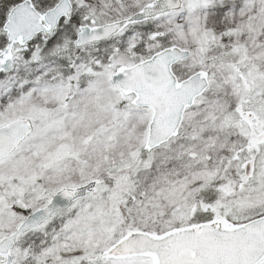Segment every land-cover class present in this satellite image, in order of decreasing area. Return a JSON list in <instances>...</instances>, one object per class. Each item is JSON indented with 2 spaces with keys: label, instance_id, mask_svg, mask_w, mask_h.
<instances>
[{
  "label": "snow or ice",
  "instance_id": "1",
  "mask_svg": "<svg viewBox=\"0 0 264 264\" xmlns=\"http://www.w3.org/2000/svg\"><path fill=\"white\" fill-rule=\"evenodd\" d=\"M0 264H264V0H0Z\"/></svg>",
  "mask_w": 264,
  "mask_h": 264
}]
</instances>
